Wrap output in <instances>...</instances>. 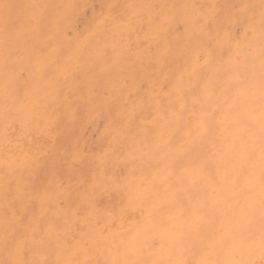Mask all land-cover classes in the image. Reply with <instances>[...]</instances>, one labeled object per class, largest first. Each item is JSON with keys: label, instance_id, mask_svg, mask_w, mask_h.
<instances>
[{"label": "bare ground", "instance_id": "1", "mask_svg": "<svg viewBox=\"0 0 264 264\" xmlns=\"http://www.w3.org/2000/svg\"><path fill=\"white\" fill-rule=\"evenodd\" d=\"M0 264H264V0H0Z\"/></svg>", "mask_w": 264, "mask_h": 264}, {"label": "rangeland", "instance_id": "2", "mask_svg": "<svg viewBox=\"0 0 264 264\" xmlns=\"http://www.w3.org/2000/svg\"><path fill=\"white\" fill-rule=\"evenodd\" d=\"M94 1V0H93Z\"/></svg>", "mask_w": 264, "mask_h": 264}]
</instances>
